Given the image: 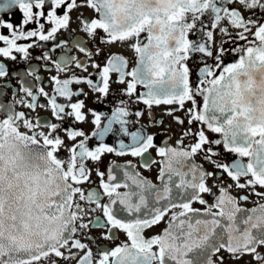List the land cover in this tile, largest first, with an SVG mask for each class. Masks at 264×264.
Here are the masks:
<instances>
[{"label":"snow or ice","instance_id":"snow-or-ice-1","mask_svg":"<svg viewBox=\"0 0 264 264\" xmlns=\"http://www.w3.org/2000/svg\"><path fill=\"white\" fill-rule=\"evenodd\" d=\"M81 8L94 13L93 18L78 17L81 30L93 41L99 38L107 44L128 43L136 54V66L126 71L128 60L115 54L103 68L93 63L92 67L99 69L102 86L87 77L61 80L54 75L51 81L55 95L50 96L43 87L38 89L40 95L48 98L47 105L41 107L50 106L52 116L58 121L72 117L84 122V102L59 104L57 95L71 101L80 93L73 92L69 85L86 82L95 92L107 96L110 73L115 72L119 74L118 83H125V77L131 78L125 89L129 98L136 93L137 102H142L149 110L153 105L178 106L169 109L167 115L190 103L187 123L191 126L198 122L201 127L195 132L189 127L183 133L195 138V143L187 148L182 146L183 138L177 141L180 147L167 144L157 147L154 136L145 134L143 126L129 131L130 122L126 118L130 113L126 107L115 108L103 127L101 114L93 111L92 123L96 130L91 137L99 144L90 149L87 143L90 137L83 131L69 126L63 129L66 139L62 138L58 134L62 130L60 123L42 122L39 117L34 122L23 111H15L13 105L0 103V112L4 113L0 119V264H38L42 258L47 264H56L48 260L51 255L64 260L76 259L72 249L88 248L75 238L77 222L79 229L89 227L83 222L87 214L84 203L95 204L106 218L105 223L99 218L90 223L96 227L111 225L109 232L119 228L130 243L111 250L102 249L95 261L88 250L77 264H216L212 257L222 249L234 259L248 254L256 264H264V255L258 250L264 248V203L251 209L240 207L239 201H247L249 195L237 199L229 192L230 184L219 186L215 203L208 205L202 214L192 207L193 201L207 204L201 194L215 195L207 181L217 177L216 172L206 171L193 161L198 152H204V159L220 170V176L226 174L237 189H250V195L264 198V191H257V188L264 189V0H0V29L8 32L0 33V41L6 45L0 47V56L14 61L15 52L27 59L33 44L17 41L32 37L40 41L55 39L58 31L69 27L70 14ZM13 9L22 13L19 24L4 18ZM60 9H63L62 14H58ZM246 11L252 15L246 17ZM42 18L50 25L47 34ZM30 23L37 24L38 28L25 31ZM229 28L235 30L234 37ZM217 30L222 39L220 46L214 49ZM190 34L196 39H190ZM236 41H245L232 49L239 54L238 59L225 64L221 58L225 52L223 45ZM74 47L86 56L92 55L80 41H76ZM99 52L97 49V55ZM197 54L202 62L207 57L213 58L214 67L204 62L202 67L190 68L189 61ZM42 58L51 59L48 53ZM72 61L77 68L87 71V66L76 57L65 56L53 63L61 72ZM7 75L5 65L0 63V77ZM36 79L39 81L40 77ZM138 85L146 91L137 92ZM20 91L31 98L25 106L35 110L37 95L33 86L22 79ZM134 115L140 117L143 113L137 111ZM174 119L184 124L180 117ZM116 124L120 127L115 131L130 137L131 143L123 139L118 141V147L104 143ZM204 126L221 138L209 140ZM77 137L83 139L75 143ZM66 140L74 143L69 145ZM210 144H222L225 152L235 154L237 159L230 164L217 162L213 158L218 153L205 147ZM62 147L68 152L66 160L58 156ZM153 148L161 158L158 177L161 187L139 173L128 171L127 166L123 172L125 182L112 183L117 180L114 169L121 167L118 165L109 168L108 182L104 180L105 174L96 170L101 178L99 187L109 197V204L100 203L99 191H86L80 186L90 182L89 161L99 162L105 153H115L139 156L142 166L150 168L157 163L149 153ZM243 158H247L246 163ZM127 181L137 190H132ZM121 187L129 191L118 192ZM133 197L138 202H133ZM117 202L129 214L140 213L142 209L148 211L145 218L118 219L111 207ZM174 208L181 211L172 213L163 233L146 239L143 230L159 224ZM103 238L114 237L105 235ZM218 260L219 264H224L223 256Z\"/></svg>","mask_w":264,"mask_h":264},{"label":"flooded vegetation","instance_id":"flooded-vegetation-1","mask_svg":"<svg viewBox=\"0 0 264 264\" xmlns=\"http://www.w3.org/2000/svg\"><path fill=\"white\" fill-rule=\"evenodd\" d=\"M229 7H238L237 5H229ZM47 10V9H46ZM63 9L58 10V14H62ZM71 20L69 27L67 29H61L55 35V39H50L48 41H40L37 37H32L25 40L17 41L18 44H33V47L29 49V56L27 59L23 58L22 54L13 52V55L17 57L16 60H11L10 58H5L0 56V63L5 65V70L8 75L5 77H0V103L5 105H13L15 111H23L30 119L34 122L37 117L41 119L42 122L48 123H60L62 125V130L58 133L62 138L66 139V133L63 131L64 128L71 126L76 130L83 131L87 136L90 137L88 140V147L95 148L98 146L99 141L95 137H91V133L96 130V126L92 123L94 117L92 116V112L95 111L101 114V127L107 123L108 117L112 115V112L115 108L124 106L127 108L130 115L126 118L129 120V131H136L143 126V131L147 135L154 136V143L157 147L164 146L167 144L170 147H180L177 144V141L183 138V147L187 148L190 144L195 143V138L193 136H183V133L191 127L192 131H197L201 125L197 122L193 125L189 126L187 123V108L191 107L190 103H186L185 108L182 110H177L173 112L172 115H167L169 109L178 108L177 105H153L149 110L148 107L142 102H137L136 93L133 94L131 98L125 95V89L127 87V81L130 80V77H125V83H118L119 74L112 72L110 73V81H109V92L107 96H104L98 92H95L92 87H90L86 82L81 83H72L69 87L73 92H78L80 95L73 96L71 101L67 100L65 97L58 96L56 97V101L59 104H69L76 103L78 101L84 102V108L82 112L84 113L86 119L84 122H77L72 117H67L64 121H58L55 117L52 116L50 106L41 107V105H47L46 97L39 94L38 89L43 87L46 92L51 95H55L53 89L54 84L51 81L52 76H58L61 80L68 79L72 76L77 77H87L92 79L94 84H99L102 86L101 77L99 74V69L93 68L92 64L96 63L100 65V68H103L107 63V60L112 55H121L128 60V68L126 71H131L133 67L136 66L135 59L136 54L129 47L128 43H102L99 38L95 41L92 40L91 37L87 35L80 28V20L78 17H88L93 18L94 13L90 9L81 8L78 10H74L71 14ZM244 15L250 16L252 13L244 12ZM5 19H11L14 24H19L22 19V13L18 9L11 10L10 14L4 16ZM205 23H208L207 17L204 18ZM41 23L45 24V34H47V30L50 29V25L43 18L41 19ZM38 25L35 23H30L25 26L24 30H36ZM231 33V37L235 36V30L229 28ZM0 33L8 34L7 30L0 29ZM215 34V45L219 47L221 44L222 37L220 36L218 30ZM100 35L103 36L104 33L100 32ZM231 37H223L225 40H230ZM190 39H196L195 36L190 34ZM251 39V36H249ZM76 41H80L82 46L88 49L92 55L86 56L85 53H81L78 48L74 47V43ZM63 42V43H62ZM245 41H236L235 43L228 42L223 45L225 48V52L221 57L225 64L232 63L236 59H238L237 53H234L232 49L239 44H244ZM61 44V47L56 48L55 45ZM4 43L0 41V47H5ZM55 48V51L52 49ZM97 49H100L99 54L97 55ZM48 53L51 57L49 60L43 59V55ZM215 54V52H214ZM67 57H76L78 60L82 61L87 66V71H83V69L77 68L75 66V61H72L68 64L65 71L58 72L53 61H61L62 58ZM200 54H197L189 61V67L195 70L197 66H203V63L206 62L209 66H213L215 61L211 57L205 58V61L202 62L199 58ZM41 57V58H37ZM31 72L29 75L28 73ZM36 77H40L38 81ZM24 82L30 83L33 86V91L37 95L35 110L27 108L25 105L31 102V98L27 96L26 93L20 91L21 88V80ZM195 79V75L193 76ZM146 91L142 85L137 86V92L142 93ZM199 99V98H198ZM23 100L24 103H16V101ZM121 101H124V105H121ZM91 110V111H90ZM66 111H71L70 108H66ZM140 111L143 113L142 116L136 117L134 115L135 112ZM4 117V113L0 112V119ZM174 117H180L184 120V124H178ZM119 125H113L114 132L110 133L104 138V143L118 147V141L123 139L125 143H131V138L127 136H123L115 130L119 129ZM24 129H22L23 131ZM47 129H45L46 131ZM205 134L208 136L209 140L220 139V135L217 133H213L209 131L206 126H204ZM83 137H77L75 143H78ZM67 144L74 143L72 141H67ZM207 147H211L214 151L218 153L216 157L213 159L219 163H232L237 159V156L233 153H227L223 149V145H206ZM149 153L151 158L157 163L151 165L150 168H145L142 166V158L139 156L133 157L131 155L118 156L115 153H105L99 162L89 161L87 166L91 169L90 182H86L83 185H80L86 191L90 189H95L100 192L101 204H109V197L104 194V190L99 187L100 185V177L96 174V170L98 169L100 172H103L105 182H108V170L110 167L115 165L121 166L119 168H115V174L117 175V180L112 183H124L123 172L125 170V166H127V170L133 173H139L142 177L150 181L152 184L156 185L158 188L162 186V181L159 177V169L160 164L159 161L161 158L157 155L156 149H150ZM148 155V154H146ZM204 152H198L192 159L193 161L201 165L204 170L216 172L217 177L214 179H209L207 181L208 185L212 187L215 195L210 194H201L202 198L207 201L206 205H201L196 201H193L192 207L200 210L202 214L208 205L215 203L216 196L219 195V186L223 185L224 187H228V185H232V188L229 189L231 195L239 199L242 195H249V199L247 201H239V206L246 209H251L256 207L258 203H264V198L256 197L255 195H250V189H237L235 187L234 182L227 177L226 174L223 176L219 175L220 170L215 168V165L211 162L204 159ZM58 156L67 159L68 152L65 148H61L58 152ZM244 162H247V158H243ZM174 180L178 178L174 177ZM167 177H165V181ZM243 182V181H242ZM127 183L131 186L132 190L135 189L134 185H131V181H127ZM118 192H126L129 191V188L121 187L117 189ZM175 191V189H174ZM257 191H264V189L257 188ZM78 199V197H77ZM133 202H138L136 197H133ZM163 203V202H162ZM115 215L118 219L122 220H132L135 218H145L148 210L142 209L140 213H132L129 214L123 211V205L117 204L111 205ZM84 208L86 210V215L84 216V223H88L89 227L87 229H79V222H77L78 231L75 234V238L81 240L82 243L88 246L85 250H77L72 249L74 253H76V259L73 260H64L59 257H55L51 255L48 260L56 261V264H77V260L86 254L88 250H91L93 261L99 258L100 251L103 250H111L118 245L123 243H130L128 241L126 233L119 228H112L111 232H109L108 227H96L94 223H90V221L94 222L97 218L100 219L101 223L106 222V218L103 216V211L100 208H96L95 204H87L84 203ZM95 208V211H91V209ZM181 209L174 208L171 209L164 217V219L157 225H154L150 228H145L143 230V235L146 239H151L153 236L160 235L163 233L164 229L168 226V223L171 219V215L173 212H179ZM213 211H217V209H213ZM191 215V214H190ZM105 235L114 237L112 239H104ZM153 250H157L156 246L153 247ZM262 255H264V248L258 249ZM61 251H65L61 249ZM67 255V252L65 251ZM224 257V264H256V261L253 259L251 255L245 254L241 256L239 259H234L228 252L223 249L213 255V260L216 261V264H219L218 257ZM38 264H47L43 258ZM154 264H158V262H154Z\"/></svg>","mask_w":264,"mask_h":264}]
</instances>
